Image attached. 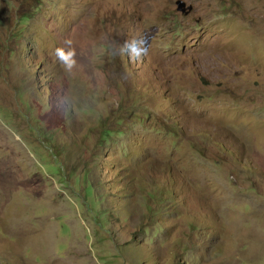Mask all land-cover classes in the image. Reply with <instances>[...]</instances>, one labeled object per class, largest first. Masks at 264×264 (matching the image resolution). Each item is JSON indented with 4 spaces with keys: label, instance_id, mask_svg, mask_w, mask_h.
<instances>
[{
    "label": "rangeland",
    "instance_id": "1",
    "mask_svg": "<svg viewBox=\"0 0 264 264\" xmlns=\"http://www.w3.org/2000/svg\"><path fill=\"white\" fill-rule=\"evenodd\" d=\"M177 1L0 0V264H264V0Z\"/></svg>",
    "mask_w": 264,
    "mask_h": 264
},
{
    "label": "water",
    "instance_id": "2",
    "mask_svg": "<svg viewBox=\"0 0 264 264\" xmlns=\"http://www.w3.org/2000/svg\"><path fill=\"white\" fill-rule=\"evenodd\" d=\"M176 5H177L178 11L181 12L185 16H188L193 10V7L191 5L188 6L187 3L184 2L183 0H178L176 2Z\"/></svg>",
    "mask_w": 264,
    "mask_h": 264
},
{
    "label": "clouds",
    "instance_id": "3",
    "mask_svg": "<svg viewBox=\"0 0 264 264\" xmlns=\"http://www.w3.org/2000/svg\"><path fill=\"white\" fill-rule=\"evenodd\" d=\"M65 42H70V39H66ZM62 51V49H57V53L59 54Z\"/></svg>",
    "mask_w": 264,
    "mask_h": 264
}]
</instances>
